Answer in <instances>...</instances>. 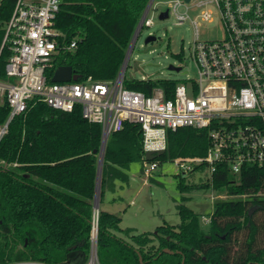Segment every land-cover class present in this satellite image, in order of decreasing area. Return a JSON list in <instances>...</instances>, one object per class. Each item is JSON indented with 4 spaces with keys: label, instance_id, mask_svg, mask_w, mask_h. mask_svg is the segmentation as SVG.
<instances>
[{
    "label": "trees",
    "instance_id": "16d2710c",
    "mask_svg": "<svg viewBox=\"0 0 264 264\" xmlns=\"http://www.w3.org/2000/svg\"><path fill=\"white\" fill-rule=\"evenodd\" d=\"M150 1L64 0L55 28L65 35L66 44L76 41L77 48L61 53L56 68L72 67L82 80H115ZM16 2L0 4V77L5 76L11 56L8 45L2 46ZM124 84L148 95L161 87L169 99L178 82ZM9 114L7 105L0 106V127ZM102 143V127L84 119L79 107L65 113L33 100L25 114L13 119L0 141V262L32 259L65 264L75 248L89 255ZM208 144L206 130H168L165 154L154 161L162 166L177 158L204 157ZM144 161L139 125L111 134L103 156L100 204L106 192L115 191L116 182L129 180L133 163ZM179 188L197 189L183 182ZM198 188L245 198L218 200L208 235L200 223L202 216L182 203L177 205L178 226L165 224L144 234L121 228L119 215L100 209V263L264 264V171L244 168L237 179L226 165H219L212 183Z\"/></svg>",
    "mask_w": 264,
    "mask_h": 264
},
{
    "label": "built area",
    "instance_id": "2783aa9c",
    "mask_svg": "<svg viewBox=\"0 0 264 264\" xmlns=\"http://www.w3.org/2000/svg\"><path fill=\"white\" fill-rule=\"evenodd\" d=\"M63 1L17 0L6 23L2 47L8 45L11 56L5 76L0 77V106L7 105L10 114L0 127V141L13 119L25 114L29 103L38 100L65 113L79 107L84 119L102 127L103 137L120 133L127 125H139L144 138L146 177H151L159 167L158 162L146 161V153L166 151L168 130L181 128L206 130L209 144L204 157L170 161L180 175L207 173V182L212 183L219 165H226L237 179L244 168L264 171V0L170 1L159 16L168 11V19L173 17L176 25L191 22L195 38L189 56L180 67L183 71L193 63L198 78L178 82L169 99L161 87L152 88L150 95L126 88L124 73L113 81L89 77L77 82L53 83L60 54L77 48L76 41L66 44L65 35L55 28ZM155 1L151 0L145 10L139 35L143 28L154 25L149 14L155 10ZM193 1L201 10L195 20L188 16V5ZM210 7L222 22L226 37L221 41L201 42L198 30L201 22L213 19ZM142 81L153 79L143 77ZM202 167L205 170H198ZM239 198L245 196L227 193L214 196V200ZM99 213L94 209L91 247L84 264H101ZM203 222L209 225L211 217H203ZM0 264L52 263L5 259Z\"/></svg>",
    "mask_w": 264,
    "mask_h": 264
},
{
    "label": "rangeland",
    "instance_id": "374dc122",
    "mask_svg": "<svg viewBox=\"0 0 264 264\" xmlns=\"http://www.w3.org/2000/svg\"><path fill=\"white\" fill-rule=\"evenodd\" d=\"M2 1L0 0V4ZM170 1H155V10L149 14L154 25L151 28H143L135 40L131 55L125 63L127 67L123 72L125 81L134 79L142 81L145 77L153 81L171 80L182 83L188 78H198V71L193 63L179 73L169 70L170 65L180 67L184 64L195 38V31L190 21L179 26L176 25L173 17L164 21L159 19V13L168 8ZM188 7L189 18L197 19L201 10L196 7V1L190 3ZM209 10L213 13V19L209 22H201L198 30L199 40L201 42L224 40L225 28L217 17L215 9L210 7ZM150 34L156 36L157 41L145 45V40ZM135 35L136 32L133 39ZM128 175L129 180L126 183L116 182L115 191L106 192L100 204L101 210L117 214L122 218L121 228L135 229L138 234H144L155 233L157 228L165 224L178 226L181 218L177 205L182 203L202 216L200 223L204 228L203 231L207 235L211 233L209 225L204 224L203 217L209 218L213 213L214 204L218 201L214 200L216 193L213 190L198 188L207 183V173L180 175L173 163L165 162L151 177L144 175L143 163H133ZM181 182L197 189L182 192L179 188ZM184 198L187 200L182 202Z\"/></svg>",
    "mask_w": 264,
    "mask_h": 264
},
{
    "label": "water",
    "instance_id": "95a60500",
    "mask_svg": "<svg viewBox=\"0 0 264 264\" xmlns=\"http://www.w3.org/2000/svg\"><path fill=\"white\" fill-rule=\"evenodd\" d=\"M186 3L191 2L192 0H184ZM169 18V12L165 11L163 13L160 14L159 19L161 21L167 20ZM141 29V23L139 24L137 30H136V35L135 38L133 39V41L130 44L125 62L123 64V67L121 69V74H123L125 68H126V61L128 60L129 56L131 55L133 46L135 44V40L137 39V36L139 35ZM157 41V37L154 35H150L146 38L145 40V45H149L151 43H155ZM169 70L170 71H175V72H180L182 70L181 67H175L174 65H170L169 66ZM80 76L78 74H76L73 70L72 67L69 66H60L56 69L53 78H52V82L53 83H62V82H77L79 81ZM107 136L103 137V143H102V148H101V153H100V157H99V167H98V179H97V188H96V195H95V201H94V209L95 210H100V182H101V176H102V166H103V156H104V150H105V146L107 143ZM165 154V151H159L157 153H153V152H148L146 153V161L147 162H152L156 159L157 156H161ZM26 246H27V241H26ZM166 253H172L169 250H165ZM86 254L84 251L76 249L73 250L72 252H70L67 255V259H66V263L65 264H84L86 261Z\"/></svg>",
    "mask_w": 264,
    "mask_h": 264
},
{
    "label": "crops",
    "instance_id": "0c3cea01",
    "mask_svg": "<svg viewBox=\"0 0 264 264\" xmlns=\"http://www.w3.org/2000/svg\"><path fill=\"white\" fill-rule=\"evenodd\" d=\"M107 212H109V211H107Z\"/></svg>",
    "mask_w": 264,
    "mask_h": 264
}]
</instances>
